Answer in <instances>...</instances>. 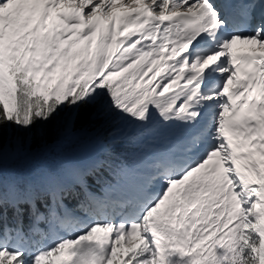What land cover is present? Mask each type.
<instances>
[{"label":"snow or ice","instance_id":"snow-or-ice-1","mask_svg":"<svg viewBox=\"0 0 264 264\" xmlns=\"http://www.w3.org/2000/svg\"><path fill=\"white\" fill-rule=\"evenodd\" d=\"M0 264H264V0H0Z\"/></svg>","mask_w":264,"mask_h":264}]
</instances>
